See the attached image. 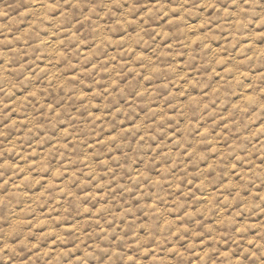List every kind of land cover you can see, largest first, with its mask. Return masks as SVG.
<instances>
[{
  "label": "clouds",
  "instance_id": "clouds-1",
  "mask_svg": "<svg viewBox=\"0 0 264 264\" xmlns=\"http://www.w3.org/2000/svg\"><path fill=\"white\" fill-rule=\"evenodd\" d=\"M0 264H264V0H0Z\"/></svg>",
  "mask_w": 264,
  "mask_h": 264
}]
</instances>
